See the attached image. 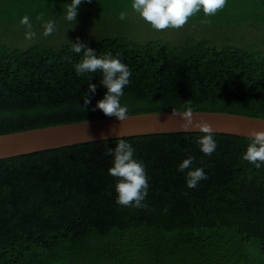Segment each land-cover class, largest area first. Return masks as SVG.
<instances>
[{
    "label": "trees",
    "instance_id": "1",
    "mask_svg": "<svg viewBox=\"0 0 264 264\" xmlns=\"http://www.w3.org/2000/svg\"><path fill=\"white\" fill-rule=\"evenodd\" d=\"M70 3L0 0V135L109 118L96 108L107 91L102 73H75L77 41L129 67L120 98L129 115L172 112L190 99L197 111L264 119V0H227L208 17L201 10L178 30L192 34L182 31L178 41L166 30L145 40L128 34L130 16L139 15L132 0H82L75 23L64 19ZM42 12L64 41L43 35ZM25 15L35 39H25ZM84 25L99 32L68 36ZM202 135L131 136L1 159L0 264H264V164L257 169L242 158L249 137L214 134L217 148L208 156L196 142ZM119 139L145 165L144 208L116 203L113 157L104 153ZM188 156L191 169L178 171ZM195 168L208 178L188 188Z\"/></svg>",
    "mask_w": 264,
    "mask_h": 264
},
{
    "label": "clouds",
    "instance_id": "2",
    "mask_svg": "<svg viewBox=\"0 0 264 264\" xmlns=\"http://www.w3.org/2000/svg\"><path fill=\"white\" fill-rule=\"evenodd\" d=\"M86 2L90 3L91 0H86ZM81 3L82 0H71V3L67 4L64 16L66 21L75 23ZM226 5L227 0H132L131 8L152 28L162 31L169 28H182L191 17L201 10L205 17L214 16ZM127 15V11H121L118 18L124 20ZM36 19L37 21H43V35L45 37L56 31V23L52 20L44 21L43 12ZM201 23H208V21L205 19ZM20 24L26 29L25 39L32 40L36 38L29 16H23ZM72 51L77 54L82 53L81 61L74 65L77 75L83 76L96 71L102 73L101 83L107 91L104 97L97 102L96 108L108 117H115L120 123L128 120L129 109L127 105H121L120 98L124 94V88L130 82L132 72L129 67L122 63L118 57H114L112 53L98 56L95 50L79 41L72 43ZM88 89L95 94L97 85L89 83ZM89 103L90 99L85 94L84 104ZM198 115L199 112L192 107L190 99L185 102L181 109H173L171 113V116L181 118L180 128L182 130L197 129L200 133H203L196 142L200 145V150L205 155L210 156L217 148L214 129L207 121L194 120V116ZM250 135L251 143L247 146L242 158L259 169L264 164V130H253ZM134 152L135 149L130 143L119 139L114 148H107L104 155L113 157L112 166L108 169V173L117 178L116 192L118 195L116 203L121 206L139 209L146 207L143 201L147 196L149 183L145 165L134 158ZM193 160L194 157L188 156L180 163L178 171L184 172L186 169H191ZM207 178L203 168L189 170L186 174V186L195 188L201 180Z\"/></svg>",
    "mask_w": 264,
    "mask_h": 264
},
{
    "label": "water",
    "instance_id": "3",
    "mask_svg": "<svg viewBox=\"0 0 264 264\" xmlns=\"http://www.w3.org/2000/svg\"><path fill=\"white\" fill-rule=\"evenodd\" d=\"M196 121H207L214 134H229L251 138L253 130H264V119L244 115L201 112ZM172 112L129 115L120 123L115 117L66 123L28 129L0 135V160L26 154L57 149L76 144L107 139L164 133L199 132L180 128L182 120Z\"/></svg>",
    "mask_w": 264,
    "mask_h": 264
},
{
    "label": "rangeland",
    "instance_id": "4",
    "mask_svg": "<svg viewBox=\"0 0 264 264\" xmlns=\"http://www.w3.org/2000/svg\"><path fill=\"white\" fill-rule=\"evenodd\" d=\"M113 26H115L117 29L119 28L116 25H113ZM128 26H132V28H130ZM128 26H126L127 29H131L132 30V31H128L129 32L128 34H133V36L136 35L137 36V39H142V40H145L150 35H154L157 32H159L158 30H155L154 28H152V26L149 23L145 22L139 15H137V16H135V15L130 16V23H129ZM92 29H93V27H90L88 25L87 26L84 25V27H82V28L75 27V28L69 30L71 32V34L68 35V36H72V37H74V36L80 37V36H83V35L93 36V34L95 35L96 33L99 32V31L98 32H94V31H92ZM84 30L87 31V32L89 31L90 33H87V32L85 33V32H83ZM178 30H180V29H172V28H169V29L166 30V36L169 39L173 40V41H178V40H182L183 39L182 37L185 34L186 35L192 34L191 33L192 29H189V28H183L182 29V31L186 32V33H184V32L181 31L184 34L183 36H182V33L179 32ZM194 30L196 31V29H194ZM60 31L61 30L59 28H57L56 31L53 33V35L55 36V38H54V40L52 42L60 43L61 41H64V39L66 37L65 38L60 37V35L64 33V32H60ZM250 31L252 32V30H250ZM250 31H247V30L244 31V33L241 36V38L243 39V41L246 42V41L249 40V37L251 36V35H249L250 34ZM207 34H208V32H207ZM211 34L216 36L215 38H217V40H216L217 42L221 41L220 40V35L221 34H219L217 32H213ZM211 34H209V36Z\"/></svg>",
    "mask_w": 264,
    "mask_h": 264
}]
</instances>
